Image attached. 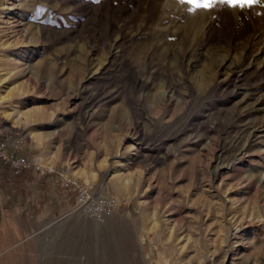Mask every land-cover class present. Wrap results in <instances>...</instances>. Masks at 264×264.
Wrapping results in <instances>:
<instances>
[{
    "label": "rangeland",
    "instance_id": "obj_1",
    "mask_svg": "<svg viewBox=\"0 0 264 264\" xmlns=\"http://www.w3.org/2000/svg\"><path fill=\"white\" fill-rule=\"evenodd\" d=\"M190 7L0 0L9 142L119 202L103 222L73 200L0 210V264H92L107 222L117 264H264V5ZM14 59L21 101L40 111L17 120Z\"/></svg>",
    "mask_w": 264,
    "mask_h": 264
},
{
    "label": "built area",
    "instance_id": "obj_2",
    "mask_svg": "<svg viewBox=\"0 0 264 264\" xmlns=\"http://www.w3.org/2000/svg\"><path fill=\"white\" fill-rule=\"evenodd\" d=\"M9 131L0 125V161L9 166L12 174L30 168L34 163L25 153L19 152L11 145ZM56 184L71 189L73 202L71 210L84 217L102 222L116 211L119 202L114 195L101 194L93 183L86 182L75 176L68 167L50 164L46 167Z\"/></svg>",
    "mask_w": 264,
    "mask_h": 264
},
{
    "label": "crops",
    "instance_id": "obj_3",
    "mask_svg": "<svg viewBox=\"0 0 264 264\" xmlns=\"http://www.w3.org/2000/svg\"><path fill=\"white\" fill-rule=\"evenodd\" d=\"M48 165L34 163L12 174L9 166L0 161V210H17L29 216L47 202L54 205L72 202L71 189L55 183L46 170Z\"/></svg>",
    "mask_w": 264,
    "mask_h": 264
},
{
    "label": "bare ground",
    "instance_id": "obj_4",
    "mask_svg": "<svg viewBox=\"0 0 264 264\" xmlns=\"http://www.w3.org/2000/svg\"><path fill=\"white\" fill-rule=\"evenodd\" d=\"M158 1V0H157ZM11 60V59H10ZM9 61V60H7ZM21 64L22 62L17 60V59H14V61H9V63H7V70L5 72V75H6V79L8 80V86H10V91H11V98H10V104L13 105V113H12V116L13 118H15V120L17 119H20V118H23L25 116H28L29 114L30 115H36L38 112H40L38 110V108L36 107V105H29V104H26L23 105V101L22 98L23 96H20L19 94V88H20V84L18 82V78L20 77V67H21ZM2 98V96H1ZM4 106L2 105V108ZM3 111L4 108L2 109ZM2 111V112H3ZM5 114V113H4ZM5 116V115H4ZM12 118V119H13ZM36 118V117H35ZM24 119V118H23ZM17 122V121H16ZM19 122V121H18ZM13 123H14V120H13ZM11 130V129H10ZM121 173H119L118 175H116V177L121 180L122 176H120ZM115 176V175H114ZM122 183V182H121ZM117 189L118 190H121L122 189V186L119 182H117ZM121 192V191H120ZM109 218V217H108ZM96 222H100V221H97V220H94ZM104 221V220H103ZM102 221V222H103ZM111 222H107V224H105V227L103 228L102 230V233L99 235V239H89L88 240V251H87V258H90V262L92 264H117L119 261L116 257V252H115V249H116V246H115V243L112 241V239L110 238V229H111ZM107 233L105 236L104 233ZM98 238V237H97ZM171 239V238H170ZM180 239V238H179ZM67 240V239H66ZM70 240V239H69ZM68 240V242H69ZM65 241V239H64ZM63 241V243H64ZM62 241H60V244H61ZM67 242V241H65ZM59 244V246H60ZM65 244V243H64ZM71 244V243H70ZM62 245V244H61ZM69 245V244H68ZM64 245H62L63 247ZM61 247V246H60ZM71 247V246H70ZM66 248L69 249V247L66 245ZM75 248V246H74ZM103 248L104 251H103ZM86 249V248H85ZM99 249L100 252H98L97 250ZM57 250V248H56ZM64 250L66 249H63L62 252H64ZM61 251V250H60ZM58 251V252H60ZM68 251V250H67ZM61 252V253H62ZM99 254H98V253ZM57 256V255H56ZM53 257V256H52ZM55 257V255H54ZM53 257V258H54ZM59 257V256H57ZM54 258L53 260V264H62V262L60 261V259L62 257L59 258ZM111 260H110V259ZM52 260V259H51ZM75 260V259H74ZM50 261V260H49ZM71 262V261H70ZM48 264H50L49 262H47ZM46 263V264H47ZM52 263V261H51ZM67 263V262H66ZM65 264V263H64ZM121 264V263H120Z\"/></svg>",
    "mask_w": 264,
    "mask_h": 264
},
{
    "label": "snow or ice",
    "instance_id": "obj_5",
    "mask_svg": "<svg viewBox=\"0 0 264 264\" xmlns=\"http://www.w3.org/2000/svg\"><path fill=\"white\" fill-rule=\"evenodd\" d=\"M181 3L190 4L188 11L192 12L197 9H212L217 3L227 5L232 9L251 8L253 5H264V0H180Z\"/></svg>",
    "mask_w": 264,
    "mask_h": 264
}]
</instances>
